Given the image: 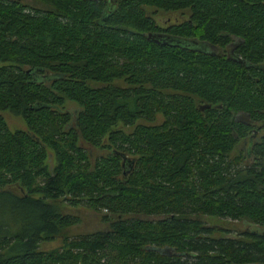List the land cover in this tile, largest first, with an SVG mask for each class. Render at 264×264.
Wrapping results in <instances>:
<instances>
[{"label":"trees","instance_id":"16d2710c","mask_svg":"<svg viewBox=\"0 0 264 264\" xmlns=\"http://www.w3.org/2000/svg\"><path fill=\"white\" fill-rule=\"evenodd\" d=\"M5 111L0 264H264V0H0ZM59 205L108 230L40 251Z\"/></svg>","mask_w":264,"mask_h":264},{"label":"rangeland","instance_id":"374dc122","mask_svg":"<svg viewBox=\"0 0 264 264\" xmlns=\"http://www.w3.org/2000/svg\"><path fill=\"white\" fill-rule=\"evenodd\" d=\"M185 18H186V14H181L179 12L159 11L157 14H154V19L159 25L162 26H165L168 23L182 21ZM65 109L69 111H75L76 106L72 103H66ZM0 115L10 131L25 129L24 122L19 116H16L9 111L0 112ZM159 122H160V117L157 116L151 124L143 121H138V124L156 125ZM118 128H120V130H122L125 133H129L131 131L130 127L123 128L119 125ZM257 135L258 134H256L255 137H257ZM99 154H100L99 151L88 150L90 161ZM59 207L61 208V211L63 213L73 216L74 218H77L78 222L63 229L59 235H57L49 242L42 243L39 247L40 251L47 253H55V255H59L62 254V252L67 248V245L70 242L75 241L78 238L84 236H91L95 233H102L108 230V224L106 222H102L101 218H99V215H96L80 207L68 208L67 206L64 205H59ZM9 209L14 210V213L18 216H23L24 214L22 208H15V206L11 202L3 200L2 203L0 204V223L6 220V216L7 213H9L8 211ZM205 222L207 225L213 227L216 226L224 229H235V231L236 229L238 230L245 229L242 226L243 224H241V222L234 224H229L227 221H218V220H205ZM246 229L249 230L252 228L247 226ZM68 249H70L69 246ZM53 264H57V263H53Z\"/></svg>","mask_w":264,"mask_h":264},{"label":"flooded vegetation","instance_id":"af4514ba","mask_svg":"<svg viewBox=\"0 0 264 264\" xmlns=\"http://www.w3.org/2000/svg\"><path fill=\"white\" fill-rule=\"evenodd\" d=\"M9 1H11V0H9ZM14 1H16V2H20V1L29 2L31 0H14ZM237 44H238L237 39H234V42L232 43V45H235V46L233 47V49H231V52L226 53L227 58L230 57L232 60L234 59V51H235L234 48L237 46ZM226 51H227V49H226ZM252 132H253V134L250 136V139H255L256 138L255 135L257 134L256 130L253 129Z\"/></svg>","mask_w":264,"mask_h":264},{"label":"water","instance_id":"95a60500","mask_svg":"<svg viewBox=\"0 0 264 264\" xmlns=\"http://www.w3.org/2000/svg\"><path fill=\"white\" fill-rule=\"evenodd\" d=\"M148 37L150 38V35H149ZM234 46H235V45H232V44L227 45V47H226V49H227L226 53L231 52V49H233ZM227 59H231V58L228 57ZM231 60H232V59H231ZM233 61L241 62L238 58L236 59V57H234ZM166 251H168V250H166Z\"/></svg>","mask_w":264,"mask_h":264}]
</instances>
